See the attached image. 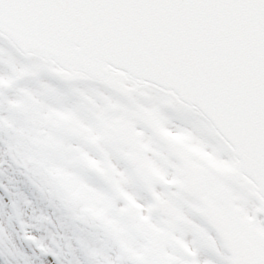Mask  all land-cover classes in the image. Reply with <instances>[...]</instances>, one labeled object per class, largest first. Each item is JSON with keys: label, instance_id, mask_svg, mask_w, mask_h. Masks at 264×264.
Listing matches in <instances>:
<instances>
[{"label": "snow or ice", "instance_id": "obj_1", "mask_svg": "<svg viewBox=\"0 0 264 264\" xmlns=\"http://www.w3.org/2000/svg\"><path fill=\"white\" fill-rule=\"evenodd\" d=\"M28 13L52 16L84 13L101 19L105 16L122 18L125 33L134 34L137 43L148 48L157 59L161 53L166 55L172 61L169 66L176 72L174 79L153 80L151 86L144 89L148 97L137 99L146 105H155L165 117L166 127L190 133L205 151L230 164L243 160L240 145L213 119L206 106V89L202 90L197 77L203 75L218 86H226L233 79L237 64L245 62L246 50L240 45L244 43L254 50L253 103L257 109L254 155L240 167V175L222 179L237 197L233 204L241 209L240 215L250 218V222H246V235L255 246L252 260L254 264H264V237L260 235L264 231V187L261 186L264 180V0H0V74L11 75L13 64L27 66L35 72L34 76L17 80L12 88L0 91L12 98L18 88L39 91L41 82H47L61 94L65 105L71 106L76 100L71 92L73 87L100 85L92 80L65 81L51 71V64L41 53L29 54L22 49L9 34L8 22ZM4 108L5 105L0 104V114ZM146 131L155 141V147L167 146L164 140ZM83 146L97 159L103 158L96 149ZM82 171L99 183L94 173L87 169ZM134 188L138 202L145 205L153 202L142 184L137 182ZM167 191L179 193L177 206L215 241L213 248L211 241L200 239L189 226L185 240L197 250L196 259L210 264H233V250L216 227L184 203L193 201V195L176 186H169ZM29 201L45 202L19 156L0 144V236H7L11 241L6 247L0 245V264H97L89 253L93 247L100 246L99 230L81 232L80 240H73L69 249L63 240L57 243L49 235L48 218L43 214L24 215ZM124 203L118 201L116 209ZM140 213L144 214L143 209ZM117 251L115 244L106 249L110 256ZM177 254L186 261L193 259L180 252ZM119 264L133 262L123 259Z\"/></svg>", "mask_w": 264, "mask_h": 264}, {"label": "rangeland", "instance_id": "obj_2", "mask_svg": "<svg viewBox=\"0 0 264 264\" xmlns=\"http://www.w3.org/2000/svg\"><path fill=\"white\" fill-rule=\"evenodd\" d=\"M25 66L16 67L14 64L11 65L12 74H0V90H6L12 88L17 80H20L21 71ZM73 90L76 87L72 88ZM17 95L12 98H8L5 92L0 91V104H4L5 108L2 116L9 117L11 120L7 123L8 130L19 127L20 131L22 129L23 122V111L25 109V103L23 102V87L18 88ZM10 109V111H9ZM46 117V116H45ZM0 121L1 114H0ZM0 128L2 130H7L0 122ZM23 135V134H21ZM20 135L19 142H14V135L9 143V149L11 152H15L19 158L20 163L27 169L31 174V180L36 185V187L42 192L44 201L43 203H33L28 202L23 210L24 215L27 217H32L33 215L47 216L51 214L62 231H67L68 233L74 232L71 229L70 222L71 218L74 220L75 226H83L88 230H99L100 234L97 237L100 246L93 247L91 249L90 256L96 259L97 264H119L123 259H127L134 264V254L131 251L134 248V241L131 236L126 235V231L121 234L123 229L122 221H118L116 217L110 216L109 210L102 207V195L100 192H74L67 194L64 192H57L54 185L51 183L47 171H41L37 167L35 169L25 166L22 160V136ZM13 141V142H12ZM231 165V164H230ZM113 215V214H112ZM49 235L54 238L58 243L55 236L54 230L48 224ZM77 230V229H75ZM64 240H66L67 248H70L69 242L71 240L78 238L76 233L72 235H65ZM11 241L7 236H0V245L7 246ZM115 244L118 251L114 256L108 255L105 249H110L111 245Z\"/></svg>", "mask_w": 264, "mask_h": 264}, {"label": "flooded vegetation", "instance_id": "obj_3", "mask_svg": "<svg viewBox=\"0 0 264 264\" xmlns=\"http://www.w3.org/2000/svg\"><path fill=\"white\" fill-rule=\"evenodd\" d=\"M121 112L122 116L124 113L123 109L114 108L110 109V113L104 120H101V150L100 153L102 155V159H99L100 166L104 173L103 182L105 187L112 192L113 186H118L120 190H122L131 200L137 205H143V202H138L136 198V192L134 185L139 182L143 187L148 188L150 191L152 190L154 193V204L157 219H155L158 224L163 225L160 229H172L169 228L172 224L180 225V221L182 220L179 215V212L182 210L177 206L176 198L179 196V193H171L167 191L168 187H165L158 182H156L150 173H146L144 175H140L137 170L128 162L129 154L131 152L128 146L120 143L113 134V128L116 124L122 123L126 118H120L116 115L117 112ZM141 120L143 122H155L162 129V125H165V119L162 117L154 118L153 116L142 115ZM147 125V124H146ZM138 129V128H137ZM143 131V129H141ZM148 131L146 129L139 133L140 145L136 150L137 154L141 159H144L148 162L150 166V162L148 161V157L155 156L158 159L157 165H159V169L163 172H168L172 168V163L169 159V155L165 154L163 148L158 149L155 147L151 141L150 137L147 138ZM85 144L90 146L88 141H85ZM73 145L77 147V143L73 142ZM81 148L85 150H81L80 157H86V152L88 151L83 145H80ZM92 148V147H91ZM77 148L73 149L76 152ZM174 151H177L181 154L176 147H173ZM85 160V158H83ZM128 164V165H127ZM71 172H74L78 175L80 180L85 181L86 176L83 173V161L77 159H71L68 164ZM188 164H184L181 171L188 170ZM172 175L177 178L180 174L172 172ZM182 184L175 183V186L182 191L188 192L193 195V192H189V188L187 186V178L183 179ZM158 186V187H157ZM191 189V188H190ZM193 201H184L187 207L194 211L195 213L205 217L208 221V216L206 214V209L209 206L211 209L215 210L217 213L222 215V211L225 210L223 204H219L214 199V192H205L203 195L195 196L193 195ZM202 208V211L199 209ZM143 215V214H142ZM229 214L226 216L228 217ZM223 217V215H222ZM224 218V217H223ZM153 219V218H152ZM154 220V219H153ZM179 220V221H178ZM225 220V219H224ZM226 221V220H225ZM210 222V221H209ZM211 223V222H210ZM236 233L228 234L227 236H232ZM204 240H207L206 237H203Z\"/></svg>", "mask_w": 264, "mask_h": 264}, {"label": "water", "instance_id": "obj_4", "mask_svg": "<svg viewBox=\"0 0 264 264\" xmlns=\"http://www.w3.org/2000/svg\"><path fill=\"white\" fill-rule=\"evenodd\" d=\"M25 14L20 18V20H27L35 23L38 27H44L49 30V32L44 36H50L53 34V36H58L59 38L63 40H68L76 46L69 48L71 51L75 52V56L68 57V56H62L57 53H53L49 50L44 49L40 46V44L32 42V44H35L37 46H34L32 44H22L20 42V39L18 36H22L19 33L15 31L16 26H14L12 23L8 22V32L9 34L14 38L15 42L24 49L27 53H41L44 58L50 59L53 63L57 65H61L63 68L66 69V71L62 72H56V74L61 77L64 80H70L74 79V75L79 72L83 71L87 73L88 76L92 78H97L103 80L106 84L113 86V87H121L122 79L128 78L132 79L138 84H143L146 82L151 83L153 80L156 79H162V75H153L150 72L146 71L143 73L139 72V63L133 60H130V57L122 52L121 54H117L118 51L114 48V46H109L108 43H105L103 40H105L108 36H105V33L100 34L98 32H94L95 35H92V32L84 31L83 27H80L78 25H73V28L69 30L68 32L64 31L63 29L54 26L53 24H48L42 21L41 19H34L32 15ZM120 23H124V20H121ZM83 31L77 33V31ZM42 33V32H41ZM111 33V34H110ZM109 36H133L129 33H125L124 30H113L112 32H109ZM87 38H94L93 43L89 42ZM115 40H121L118 38H111L110 42H114ZM41 43L47 45L49 48L52 47L51 41L47 37H43L40 39ZM107 46L108 50L105 48ZM121 52V50H120ZM117 55L121 57L117 58ZM87 58H90L92 61L91 63H86L84 60ZM123 61V66L117 65L120 62ZM181 67V66H180ZM173 70V69H172ZM181 70V69H180ZM169 74H172V72H169ZM186 75H191L189 73H186ZM176 76V72L174 74V77ZM199 79V78H198ZM200 80V79H199ZM222 125L226 124L224 121L226 120V116H222L221 119ZM224 120V121H222ZM220 122V121H219ZM247 131V130H246ZM250 137V133H244ZM233 139L237 141L238 144L242 143L245 139V135L242 139H239L236 135L231 136ZM247 138V137H246ZM247 152L250 154H254L253 152V143L247 142ZM241 153V152H240ZM242 158L244 157L246 161H250L252 157L247 153H241ZM244 158L242 161H239L237 171L236 173L240 175V167L243 166Z\"/></svg>", "mask_w": 264, "mask_h": 264}, {"label": "bare ground", "instance_id": "obj_5", "mask_svg": "<svg viewBox=\"0 0 264 264\" xmlns=\"http://www.w3.org/2000/svg\"><path fill=\"white\" fill-rule=\"evenodd\" d=\"M2 121H3V122H6L7 120L5 119V117H3V118H2ZM14 133H15L16 135H17V134H20V130H18V129L16 128V130H15ZM70 220H71V228H73V229L76 228L75 225H74V221H73V219H70ZM48 222H49V224H50L52 227H54V228L56 229L58 240L61 241L60 238H62V237H64V236L66 235L65 232L62 233V232L60 231V228H59L58 224H57L56 221L53 220V218H51L50 216H48ZM78 228H79V227H77V229H78ZM85 231H88V230H86L85 228H82V230H78V231L75 230V233L78 234V233L85 232ZM73 240H77V241H79L80 238H76V239H73ZM73 240H72V241H73ZM72 241H71V246H72Z\"/></svg>", "mask_w": 264, "mask_h": 264}]
</instances>
